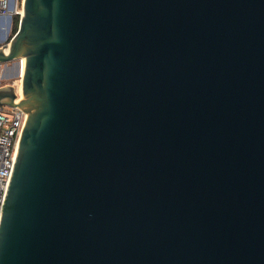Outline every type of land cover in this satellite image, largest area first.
<instances>
[{"label":"water","instance_id":"water-1","mask_svg":"<svg viewBox=\"0 0 264 264\" xmlns=\"http://www.w3.org/2000/svg\"><path fill=\"white\" fill-rule=\"evenodd\" d=\"M23 8L0 264H264V0Z\"/></svg>","mask_w":264,"mask_h":264},{"label":"built area","instance_id":"built-area-1","mask_svg":"<svg viewBox=\"0 0 264 264\" xmlns=\"http://www.w3.org/2000/svg\"><path fill=\"white\" fill-rule=\"evenodd\" d=\"M25 0H0V27H11L15 17H23ZM8 19V23L7 20ZM19 20V24H20ZM23 63V61H22ZM0 77V89L5 85ZM21 82V80H20ZM19 103L21 94L18 93ZM27 114L17 106H0V224L2 213L6 201V196L10 184V179L14 169V159L16 157L20 139L26 124Z\"/></svg>","mask_w":264,"mask_h":264},{"label":"rangeland","instance_id":"rangeland-1","mask_svg":"<svg viewBox=\"0 0 264 264\" xmlns=\"http://www.w3.org/2000/svg\"><path fill=\"white\" fill-rule=\"evenodd\" d=\"M8 23V19L6 20ZM13 25H11V27H9V23L8 26L4 27L3 30H1L2 28L0 27V40L4 39L7 42L13 37ZM4 44V41L0 42V46ZM10 65V64H9ZM1 71H0V77H10V79H3L2 84L5 85H13L17 90L18 93L21 94V83H20V78H17L16 75V68L13 69H5L3 66H1ZM4 107H7L6 105H4Z\"/></svg>","mask_w":264,"mask_h":264},{"label":"trees","instance_id":"trees-1","mask_svg":"<svg viewBox=\"0 0 264 264\" xmlns=\"http://www.w3.org/2000/svg\"><path fill=\"white\" fill-rule=\"evenodd\" d=\"M19 17H15L13 19V36L15 35V33L17 32L18 28H19Z\"/></svg>","mask_w":264,"mask_h":264},{"label":"bare ground","instance_id":"bare-ground-1","mask_svg":"<svg viewBox=\"0 0 264 264\" xmlns=\"http://www.w3.org/2000/svg\"><path fill=\"white\" fill-rule=\"evenodd\" d=\"M24 68H25V60H23V63H22V72L24 71ZM21 93H22V87H21Z\"/></svg>","mask_w":264,"mask_h":264},{"label":"flooded vegetation","instance_id":"flooded-vegetation-1","mask_svg":"<svg viewBox=\"0 0 264 264\" xmlns=\"http://www.w3.org/2000/svg\"><path fill=\"white\" fill-rule=\"evenodd\" d=\"M5 85V84H4Z\"/></svg>","mask_w":264,"mask_h":264}]
</instances>
